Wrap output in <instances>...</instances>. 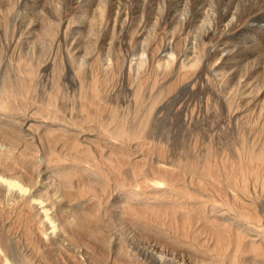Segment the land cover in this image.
<instances>
[{
  "label": "bare ground",
  "instance_id": "1",
  "mask_svg": "<svg viewBox=\"0 0 264 264\" xmlns=\"http://www.w3.org/2000/svg\"><path fill=\"white\" fill-rule=\"evenodd\" d=\"M12 11L38 16L39 35L0 75V264H264V0H0V17ZM60 32L80 35L66 50L80 86L69 116L60 62L56 89L27 102ZM107 36L139 49L125 112L100 88L120 55L87 78L77 57L82 38L87 52ZM205 89L233 151L169 164L166 145L145 161L157 108L173 103L188 127Z\"/></svg>",
  "mask_w": 264,
  "mask_h": 264
},
{
  "label": "rangeland",
  "instance_id": "2",
  "mask_svg": "<svg viewBox=\"0 0 264 264\" xmlns=\"http://www.w3.org/2000/svg\"><path fill=\"white\" fill-rule=\"evenodd\" d=\"M3 14L4 13H1L2 16L0 17V26H1L0 27V29H1V31H0V59H1L0 75H2L5 72L6 68H9L10 61H11V63L13 61L15 62V60L18 58L19 54H23L24 52H26L28 50V48H30L33 45V43H35V45H37V38L39 35V33H37L39 31V28H38L39 25H36L35 23L32 22V21L35 22V20L39 19L38 16H36V18L35 17L31 18L30 16H28L23 11H12L11 13H9L11 15L5 13L3 16ZM22 14H24V15H22ZM8 15H9V17H6ZM3 17H6V18L3 20ZM7 22H8V24H7ZM31 23H33L35 26L32 25ZM5 26H7V27L9 26V27L7 28ZM10 27H11V29H9ZM32 28H34V30H35L34 33L32 32L31 35H28L27 29H32ZM3 31H5V32H3ZM3 33H5L7 35H5ZM72 34H70L68 36H64V34L62 32L58 33L54 39L53 45L50 46V48L46 49L48 52L53 47V49H51L52 51L48 52L49 54L46 52L48 55H45V57H43L44 58L43 62L44 61L45 62L42 63V65L39 67L37 75L32 80V83L34 85V90H36V91H34V92L31 91L29 93L28 98H27V102H29V105L32 106L35 103L38 104L41 97H42V92L44 93L45 91H49L52 88L56 89L55 83L52 80V77H53L52 72H53V68H54L53 64L59 65L60 63H62V65L64 66V71L60 75V78L58 79L59 81L57 82V84H58L57 86L59 87V90H60L59 104H60L61 113L63 114V116H69V110L71 108V105L75 104V102L77 101L78 93H79V87H80L79 81L76 79V76H75V71H74V69H72L70 62L68 61V58L66 57V54H67L66 50L68 49L70 43L73 41V39L80 36L78 33H75V32H73ZM26 37H28L29 39L27 40ZM66 39L68 40V42L66 41ZM103 39L98 42L99 45H96V47L92 51L85 52V50H87V44L85 43V39L83 41V38H82V40L80 42L81 51L77 57L79 59L83 58L85 61L86 72L84 74V77L87 78L90 76L91 72L92 73L93 72L94 73H100L101 71L99 69L105 68L108 64H111L110 65L111 68H113V67L115 68V66L113 65V63L115 62L114 56L116 54L120 55L119 56L120 61H125V64H123L121 66L119 65V68H117L116 70H114V68H113V70L115 72V73L113 72L114 75L104 85H101L100 88H101L103 94H105V95L108 94V96H106L107 99H111L113 101V103L119 108L120 112H125L130 105V99H131V96H130L131 88L129 86V77L130 76H129V71H128V63H129L131 58H135L139 55V52H137L139 49H136L137 51L135 52L133 50L135 48H131L130 46H128L127 43L119 42L120 45L115 44V42L111 43L108 36L106 39H104V40ZM5 42H7V43H5ZM109 43H111L112 45ZM7 44H9L8 45L9 47H7ZM110 45L112 46V48L110 47ZM1 47H2V49H1ZM38 49H41V46L40 47L38 46ZM43 52H45V50ZM13 57H15V58H13ZM106 89H108L107 92H106ZM207 91H208V93H207ZM210 92H211V95H208ZM182 93L183 92L177 93L175 95V99H179L183 95ZM212 93L213 92L210 91V89L209 90L205 89L203 91V93L196 94V96L191 99L192 101L190 100L188 102L190 104V108L195 109L194 114L192 115L194 120H192V122H190V126H188V127L186 126L187 123L185 122V120L187 118H185L184 116L182 117L179 114L178 115L175 114V106H173V103H172V106H170V107L167 106L166 109L164 108V106L157 108L156 119L154 120L153 128L148 133V135L144 141V145H142L143 150L142 151L138 150L144 154L145 161L148 160L149 163L150 162L156 163V161H158L157 150L160 148L166 147V145H168L167 149H165V148L164 149H165V152L167 151L166 152L167 155L165 154L166 156H165L164 161L167 163L169 162V164L176 163L174 158H176V160L178 158L180 159L179 154L180 155L182 154L181 158H183V157L190 156L192 154V152H193V154H195V152L199 153V148H200V150L202 149L201 151L203 152L206 150L205 149L206 147L208 148L211 146L210 149H212V151H215V155H214V152H213V155L218 156L220 154L219 156H221V157L224 156L226 153H228L231 149H234L235 144L231 143L235 140L234 136L229 133V130L226 129L227 127L225 125V121H226L225 120V114H226L225 109H223V107L220 105V103H217L218 101H216V100H218V98L215 97L216 94L215 93L212 94ZM117 94H118V97H117ZM212 95L214 97H212ZM197 102H199L200 105ZM204 102H206V103H204ZM195 103L197 105H195ZM191 105H192V107H191ZM219 105H220V107H219ZM207 106H208V108H207ZM170 108H171V110H170ZM196 109H197V111H196ZM164 110L167 112H164ZM190 110L186 113L187 116H190V114H189ZM220 110H221V112L222 111L223 112L221 113ZM210 111L213 113H211ZM163 112L166 113V115ZM159 113H162V114H159ZM167 113L170 115H168ZM160 115H165V116H163L164 118L162 116L160 118ZM165 117H166V120H165ZM167 118H169V121H171V122H168ZM165 121L168 122L166 127H165V125H166ZM162 122L165 124H162ZM159 123H161V124H159ZM162 125H164L165 129L162 128L163 130L162 129L159 130L162 127ZM93 126H94V124H93ZM222 126H223V128H222ZM225 131H228V133H225ZM227 134H229L228 135L229 140H226V139H228ZM164 135H166V138ZM230 135L233 139L232 138L230 139ZM253 138H255V137L253 136ZM252 139H250V140H252ZM195 140L198 144L195 142ZM209 140H210V142H209ZM212 140H214V141H212ZM219 141H221V142H219ZM227 141H230L231 144ZM189 142H190V146H189ZM212 142H213V144H212ZM225 142L227 144L229 143V146ZM161 143L164 145H162ZM206 144H207V146H206ZM134 145H135V143H134ZM187 146H189V147H187ZM201 146L202 147L204 146V147L201 148ZM227 146L231 148V149L227 148L229 151H227V149H225ZM192 148L196 149V150H194L195 152L192 151L193 150ZM176 150H177V152H176ZM189 150L191 152H189ZM138 151H136L137 155L140 154ZM201 151H200V153H201ZM232 151L233 150H231L230 152H232ZM175 152L178 154H176ZM152 153H154V155ZM218 157H217V159L220 161L221 157H219V158ZM213 159L216 160V157H214ZM189 176L190 175H187V178H189ZM185 177H186V175H185ZM117 193H119L118 189L113 187L112 188V197H113V195H115ZM112 197L110 199L113 200Z\"/></svg>",
  "mask_w": 264,
  "mask_h": 264
}]
</instances>
